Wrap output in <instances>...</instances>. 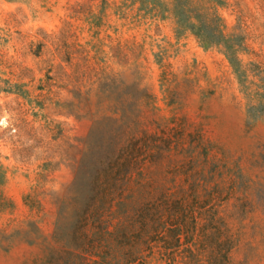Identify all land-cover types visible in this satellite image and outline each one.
<instances>
[{"label": "rangeland", "instance_id": "obj_1", "mask_svg": "<svg viewBox=\"0 0 264 264\" xmlns=\"http://www.w3.org/2000/svg\"><path fill=\"white\" fill-rule=\"evenodd\" d=\"M171 2L0 0V264H264V0Z\"/></svg>", "mask_w": 264, "mask_h": 264}, {"label": "trees", "instance_id": "obj_2", "mask_svg": "<svg viewBox=\"0 0 264 264\" xmlns=\"http://www.w3.org/2000/svg\"><path fill=\"white\" fill-rule=\"evenodd\" d=\"M141 1V0H140ZM171 11L175 17L177 28L189 30L203 46L222 45L227 51L229 60H232L229 53L228 36L224 33L222 19L213 7L215 0H171ZM5 170L0 161V185L4 183ZM83 217L78 222V228L68 241H63L62 250L58 255L49 260L50 264H95L99 261L93 257L92 243L86 232V222ZM75 226V225H74ZM179 230V229H178ZM180 233H169L171 237ZM88 237V238H87ZM87 239V240H86ZM186 255L178 257L169 254L167 260L172 263L189 264L190 257L194 255L190 247H185ZM191 254V256L189 255ZM117 264L118 258H117Z\"/></svg>", "mask_w": 264, "mask_h": 264}]
</instances>
